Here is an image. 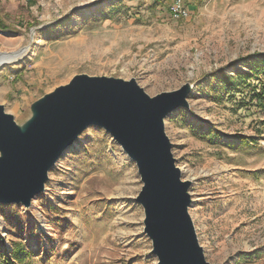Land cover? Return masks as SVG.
I'll use <instances>...</instances> for the list:
<instances>
[{
	"label": "rangeland",
	"instance_id": "374dc122",
	"mask_svg": "<svg viewBox=\"0 0 264 264\" xmlns=\"http://www.w3.org/2000/svg\"><path fill=\"white\" fill-rule=\"evenodd\" d=\"M3 51L20 52L0 65L17 123L76 74L133 78L150 96L192 84L164 130L199 244L211 263L264 264V0H0ZM141 186L89 125L29 207L0 202V264H157Z\"/></svg>",
	"mask_w": 264,
	"mask_h": 264
},
{
	"label": "water",
	"instance_id": "95a60500",
	"mask_svg": "<svg viewBox=\"0 0 264 264\" xmlns=\"http://www.w3.org/2000/svg\"><path fill=\"white\" fill-rule=\"evenodd\" d=\"M191 90L186 82L150 96L133 78L82 73L32 102L22 123L0 104V202L29 207L58 158L96 125L137 167L135 199L157 264H220L207 261L199 244L188 212L191 181L182 178L164 130L168 114L188 107Z\"/></svg>",
	"mask_w": 264,
	"mask_h": 264
},
{
	"label": "bare ground",
	"instance_id": "6f19581e",
	"mask_svg": "<svg viewBox=\"0 0 264 264\" xmlns=\"http://www.w3.org/2000/svg\"><path fill=\"white\" fill-rule=\"evenodd\" d=\"M4 52V51H3ZM1 53L0 52V65H2L3 63H6V62H8V61H12V60H14L17 56H18V54H20V52H18V53H16L15 51H14V53H12V52H10V53ZM19 58V57H18ZM181 171L184 173V171H183V169H181ZM187 172V170H185V173ZM187 174V173H186ZM189 175V174H188ZM190 176V175H189Z\"/></svg>",
	"mask_w": 264,
	"mask_h": 264
},
{
	"label": "built area",
	"instance_id": "2783aa9c",
	"mask_svg": "<svg viewBox=\"0 0 264 264\" xmlns=\"http://www.w3.org/2000/svg\"><path fill=\"white\" fill-rule=\"evenodd\" d=\"M173 13L175 16H184L186 15V10L182 8L179 4L173 9Z\"/></svg>",
	"mask_w": 264,
	"mask_h": 264
}]
</instances>
